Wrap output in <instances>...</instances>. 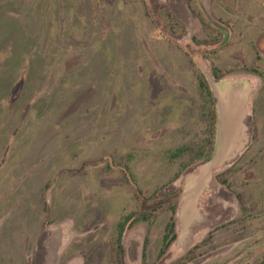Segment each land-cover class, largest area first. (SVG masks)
I'll return each mask as SVG.
<instances>
[{
    "label": "rangeland",
    "instance_id": "1",
    "mask_svg": "<svg viewBox=\"0 0 264 264\" xmlns=\"http://www.w3.org/2000/svg\"><path fill=\"white\" fill-rule=\"evenodd\" d=\"M0 264H264V0H0Z\"/></svg>",
    "mask_w": 264,
    "mask_h": 264
},
{
    "label": "trees",
    "instance_id": "2",
    "mask_svg": "<svg viewBox=\"0 0 264 264\" xmlns=\"http://www.w3.org/2000/svg\"><path fill=\"white\" fill-rule=\"evenodd\" d=\"M199 87L204 93L205 98H208L205 104V109L203 110V116L207 118L208 120V126L206 127V138L203 139V141L198 145V148H196V153L194 157L190 158V163L196 162L198 160H204L206 162L211 161L213 157V146L215 141V135H216V110L214 107V100L211 94V91L209 89V86L207 82L204 79H201L199 82ZM194 149H192V146H186L178 149L175 153L172 154L171 157L174 159L182 157V155H185L189 152H193ZM184 167L186 165H183ZM175 206H172V212H175ZM133 214L125 217L117 227V248L120 249L121 247V240L123 237V234L128 227L129 224H131L134 221ZM143 218L142 220H144ZM176 239V232H175V221L174 218L171 217L168 224L165 228V233L162 240V250L161 253H164L173 243V241Z\"/></svg>",
    "mask_w": 264,
    "mask_h": 264
},
{
    "label": "water",
    "instance_id": "3",
    "mask_svg": "<svg viewBox=\"0 0 264 264\" xmlns=\"http://www.w3.org/2000/svg\"><path fill=\"white\" fill-rule=\"evenodd\" d=\"M223 112L221 111L222 119H223V127L221 133H219V140H218V151H217V157H218V164H220L225 158L226 153L225 151L228 148V143L225 141L227 135L229 134V117L223 116ZM222 137V139H221Z\"/></svg>",
    "mask_w": 264,
    "mask_h": 264
},
{
    "label": "bare ground",
    "instance_id": "4",
    "mask_svg": "<svg viewBox=\"0 0 264 264\" xmlns=\"http://www.w3.org/2000/svg\"><path fill=\"white\" fill-rule=\"evenodd\" d=\"M230 109H231V110H230L229 113H228V117L231 116V113H232L233 111H234L233 114H234L235 111H236V110H235V107H232V108H230ZM232 116H234V115H232Z\"/></svg>",
    "mask_w": 264,
    "mask_h": 264
}]
</instances>
